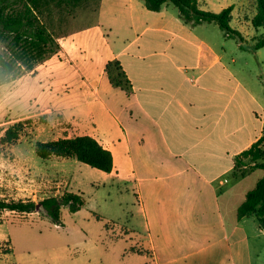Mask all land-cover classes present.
Listing matches in <instances>:
<instances>
[{"label":"crops","instance_id":"1","mask_svg":"<svg viewBox=\"0 0 264 264\" xmlns=\"http://www.w3.org/2000/svg\"><path fill=\"white\" fill-rule=\"evenodd\" d=\"M198 2L211 13L232 7L231 25L236 16L243 29L253 27L256 0ZM96 17L60 37V52L42 68L65 62L71 68L70 89L57 101L69 124L58 120L57 139L95 138L114 156L109 175L136 198L129 224L118 228L130 241L125 254L140 261L124 264H264L261 221L237 216L264 171L251 160L236 164L264 135V89L239 81L224 63L221 37L207 34L209 23L192 27L169 7L151 12L142 0H99ZM234 30L245 50L259 35L255 28L250 36ZM112 62H119L127 89L111 84L106 66ZM258 171L248 189V177ZM56 173L49 181L80 193L79 179ZM51 182L33 185V192Z\"/></svg>","mask_w":264,"mask_h":264},{"label":"rangeland","instance_id":"2","mask_svg":"<svg viewBox=\"0 0 264 264\" xmlns=\"http://www.w3.org/2000/svg\"><path fill=\"white\" fill-rule=\"evenodd\" d=\"M97 2L7 0L2 3L5 17L33 15L47 28L56 46L50 47L42 59L35 60L26 55L24 60L20 58L22 48L15 42L16 34L0 28V57L13 67V71L0 80V139L14 124L25 123L15 144H0V200L39 203L49 197L61 196L65 192L63 185L49 180L56 178V172L62 170L69 177L80 180L74 188L80 190L78 194L83 195L86 205L77 213L63 207L59 226L41 207L34 214L0 210V239L7 240L2 242L0 264H124L140 261L137 256L125 254L130 241L123 233L122 237L119 235V228L129 224L136 206L135 196L131 191L126 192L123 182L79 162L63 164L55 157L42 160L35 152L37 142L58 140L60 132L55 124L59 119L69 124L63 112L57 109V101L70 89L66 81L70 65L65 62L57 69L42 66L60 52V37L96 22ZM168 7L178 14L173 5ZM211 25L205 29L212 37H221L224 63L231 64L234 74L247 89L251 86L264 89V66L259 63V59L264 61V49L259 57L254 51L239 49L237 40L228 39L217 26ZM231 26L245 35H256L251 25L248 30L239 26L236 16ZM226 79L224 75V86H230L231 82ZM46 117L48 123L45 124ZM262 173L258 171L248 177V189L254 188ZM48 181L51 183L44 192H33V185ZM53 183H57L56 186L52 187ZM20 185H31L27 188L31 191L17 190ZM148 241L146 238L145 242ZM5 251L11 253L3 254Z\"/></svg>","mask_w":264,"mask_h":264},{"label":"trees","instance_id":"3","mask_svg":"<svg viewBox=\"0 0 264 264\" xmlns=\"http://www.w3.org/2000/svg\"><path fill=\"white\" fill-rule=\"evenodd\" d=\"M0 0V28L3 31L16 34V45L21 47V59L25 56H33L35 60L42 59L50 47L56 46L55 40L47 28L41 24L33 15L22 17H10L3 15V2ZM79 1V0H78ZM99 1V0H97ZM145 7L151 12H160L169 5L178 10L179 18L186 24L196 27L203 23L215 24L225 33L227 38L235 39L241 43L246 40L240 32L231 27L232 7L220 13H211L200 9L198 0H142ZM256 15L252 20L253 27L259 33L255 44L249 47L250 51H259L264 48V0H256ZM25 45V46H24ZM0 80L13 71V67L0 57ZM113 71L116 72L113 75ZM106 72L114 87L127 89L125 73L119 62L108 63ZM30 121L26 122L29 123ZM25 123H17L5 131L0 139L1 145H13L20 139ZM36 155L42 160H49L53 157L76 159L78 162L91 168L112 173L114 170V156L111 151L105 149L95 138L84 135L71 139H59L51 142H37L35 144ZM244 160L255 162L254 168L264 171V135L249 150L243 152L236 158V164L241 167ZM86 205V200L81 194L65 191L61 196H53L36 203L35 201H7L0 200V210L21 214H32L42 208L56 225H61L62 208L67 206L71 213H77ZM255 215L259 218L264 228V176L256 184V187L249 191L245 202L238 208V219ZM3 244L0 241V252ZM5 251L3 254H10Z\"/></svg>","mask_w":264,"mask_h":264},{"label":"water","instance_id":"4","mask_svg":"<svg viewBox=\"0 0 264 264\" xmlns=\"http://www.w3.org/2000/svg\"><path fill=\"white\" fill-rule=\"evenodd\" d=\"M40 206H38V209H39Z\"/></svg>","mask_w":264,"mask_h":264}]
</instances>
